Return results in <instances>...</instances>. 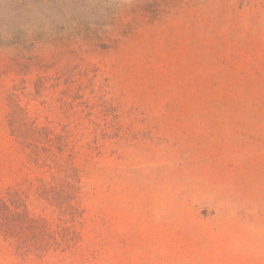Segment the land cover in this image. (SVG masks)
I'll return each mask as SVG.
<instances>
[{
	"label": "rangeland",
	"instance_id": "1",
	"mask_svg": "<svg viewBox=\"0 0 264 264\" xmlns=\"http://www.w3.org/2000/svg\"><path fill=\"white\" fill-rule=\"evenodd\" d=\"M75 1L0 0V264H264V0Z\"/></svg>",
	"mask_w": 264,
	"mask_h": 264
},
{
	"label": "trees",
	"instance_id": "2",
	"mask_svg": "<svg viewBox=\"0 0 264 264\" xmlns=\"http://www.w3.org/2000/svg\"><path fill=\"white\" fill-rule=\"evenodd\" d=\"M82 1V4L80 6V3ZM87 0H76L75 2H73L71 5L73 6L71 9H70V13L71 14H74L77 10L78 12L76 13V18H80V14H82L81 16H83V13H81V8H83V5L84 3H86ZM92 3L95 2V7H93V9H91L88 14H90V17H93L95 15H103L104 12H106V6H107V3L109 0H91ZM85 13V12H84ZM87 13V12H86ZM89 28V26H88ZM71 29V26H69L68 28V32L70 31ZM79 30V29H77Z\"/></svg>",
	"mask_w": 264,
	"mask_h": 264
}]
</instances>
